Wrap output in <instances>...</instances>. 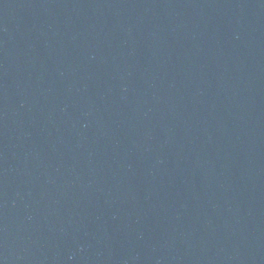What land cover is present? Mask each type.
I'll use <instances>...</instances> for the list:
<instances>
[{
    "label": "water",
    "instance_id": "obj_1",
    "mask_svg": "<svg viewBox=\"0 0 264 264\" xmlns=\"http://www.w3.org/2000/svg\"><path fill=\"white\" fill-rule=\"evenodd\" d=\"M0 264H264V0H0Z\"/></svg>",
    "mask_w": 264,
    "mask_h": 264
}]
</instances>
